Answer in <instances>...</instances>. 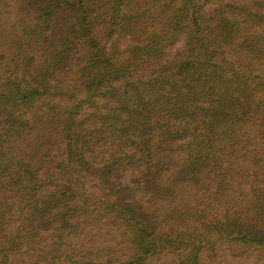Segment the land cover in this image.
Here are the masks:
<instances>
[{"label":"trees","instance_id":"obj_1","mask_svg":"<svg viewBox=\"0 0 264 264\" xmlns=\"http://www.w3.org/2000/svg\"><path fill=\"white\" fill-rule=\"evenodd\" d=\"M0 264H264V0H0Z\"/></svg>","mask_w":264,"mask_h":264}]
</instances>
